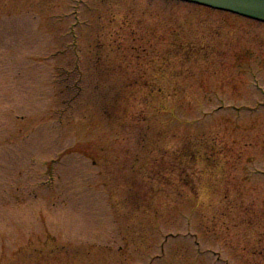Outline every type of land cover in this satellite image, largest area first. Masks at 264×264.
Wrapping results in <instances>:
<instances>
[{
  "label": "rangeland",
  "instance_id": "1",
  "mask_svg": "<svg viewBox=\"0 0 264 264\" xmlns=\"http://www.w3.org/2000/svg\"><path fill=\"white\" fill-rule=\"evenodd\" d=\"M0 264H264V23L0 0Z\"/></svg>",
  "mask_w": 264,
  "mask_h": 264
},
{
  "label": "water",
  "instance_id": "2",
  "mask_svg": "<svg viewBox=\"0 0 264 264\" xmlns=\"http://www.w3.org/2000/svg\"><path fill=\"white\" fill-rule=\"evenodd\" d=\"M264 22V0H182Z\"/></svg>",
  "mask_w": 264,
  "mask_h": 264
},
{
  "label": "trees",
  "instance_id": "3",
  "mask_svg": "<svg viewBox=\"0 0 264 264\" xmlns=\"http://www.w3.org/2000/svg\"><path fill=\"white\" fill-rule=\"evenodd\" d=\"M73 77V75H71V76H66V78H72ZM66 82V79L63 81V82H61V84H63V83H65ZM67 83V82H66Z\"/></svg>",
  "mask_w": 264,
  "mask_h": 264
}]
</instances>
